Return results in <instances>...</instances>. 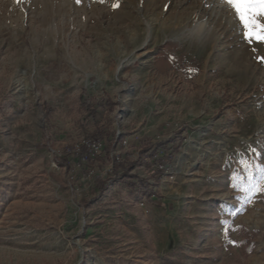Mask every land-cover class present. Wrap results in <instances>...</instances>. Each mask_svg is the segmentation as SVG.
I'll return each instance as SVG.
<instances>
[{"label": "rangeland", "instance_id": "374dc122", "mask_svg": "<svg viewBox=\"0 0 264 264\" xmlns=\"http://www.w3.org/2000/svg\"><path fill=\"white\" fill-rule=\"evenodd\" d=\"M104 27L178 39L176 65L131 53L98 77ZM235 27L220 0H0V264H264V192L243 191L264 169V45ZM95 129L99 158L73 160Z\"/></svg>", "mask_w": 264, "mask_h": 264}, {"label": "crops", "instance_id": "0c3cea01", "mask_svg": "<svg viewBox=\"0 0 264 264\" xmlns=\"http://www.w3.org/2000/svg\"><path fill=\"white\" fill-rule=\"evenodd\" d=\"M95 27L101 28L100 24L98 23L97 25H95ZM112 35H115V33H114V29L112 30L111 27H104V32L100 34V32L98 31L97 33L94 34V37L97 40V44H96L97 54L101 55V50L99 49V45L101 44H104V46L108 50H112V45L115 46V49H113L110 57H104L103 55H101L97 59V68L98 70L101 71L97 73L98 77L100 76L108 77L110 75L113 76L112 72L110 73L109 71L111 70V68H109V65H113L115 61H119L117 59H119V56L121 55H124L125 58H130L131 55H136L137 59L135 60L137 62L140 60L147 59L150 62V66L153 62L152 66L159 71L162 70V72L169 71L176 65L175 56L181 47L180 41L176 38L159 41L160 39L157 37L156 33H153V29L150 27L148 32L147 43H145L141 47L134 46L131 48V46H129L130 43L124 42L121 37L113 39L111 37ZM134 41L132 42L133 44ZM106 68L108 69L107 73H106ZM127 69H129L128 65L122 66V70L124 72L123 74L128 73L129 70L127 71Z\"/></svg>", "mask_w": 264, "mask_h": 264}, {"label": "snow or ice", "instance_id": "6c2138e0", "mask_svg": "<svg viewBox=\"0 0 264 264\" xmlns=\"http://www.w3.org/2000/svg\"><path fill=\"white\" fill-rule=\"evenodd\" d=\"M19 2V0H18ZM81 0H75L80 4ZM101 3L104 0H100ZM234 13L236 27L234 31H239L241 39L248 45H264V0H220ZM120 7L119 3L113 4V8ZM251 50L256 52L257 48L252 47ZM264 62V56L257 57ZM245 170L248 171V179L252 180V166L248 162H244ZM261 177L259 182H253L243 191L251 193L249 200L252 199L257 192H264V169H261Z\"/></svg>", "mask_w": 264, "mask_h": 264}, {"label": "trees", "instance_id": "16d2710c", "mask_svg": "<svg viewBox=\"0 0 264 264\" xmlns=\"http://www.w3.org/2000/svg\"><path fill=\"white\" fill-rule=\"evenodd\" d=\"M93 114H95V110ZM106 136L107 134L104 133L102 130L98 131V129H95V131L87 135L86 143L80 146L75 145L70 151H68V153L71 152L72 156H74L73 160H77L79 163L91 164L99 158V155H96L93 150V145H100V143L104 140ZM118 139L122 140L123 136L118 137ZM152 148H153V145H151L150 141H148L147 144L143 145V147L141 148V152L147 153L148 151L152 150L149 156L154 159L153 160L154 162L156 160V154H157L158 149L156 148L152 149ZM107 150H110V147H107ZM178 150H179L178 148H175L173 153H175ZM158 160L160 161L161 165L157 166L156 171L152 173L151 175V177H154L156 179V182L159 181L158 177L163 174V171L161 170V168L164 162L162 159H158ZM132 166H133V163L125 165L124 163H120L118 159H114L112 173L114 176L118 177L120 180L128 181L131 187H136L138 189H142L144 192H148L149 189H152V186L149 184L147 180L139 179V186H136L135 183L131 181L132 178H134L131 175H129V170L132 168ZM120 169L123 170L121 174H119ZM156 175L158 176L156 177ZM106 182H107V179H102L101 177L95 180V183L97 184L98 188L102 190L105 189ZM242 232L244 236L243 243L246 245V251L250 252L253 248L252 242L250 240V235L246 230H243Z\"/></svg>", "mask_w": 264, "mask_h": 264}, {"label": "built area", "instance_id": "2783aa9c", "mask_svg": "<svg viewBox=\"0 0 264 264\" xmlns=\"http://www.w3.org/2000/svg\"><path fill=\"white\" fill-rule=\"evenodd\" d=\"M99 146L100 145H93V150L95 152L96 155H99L100 153H97V151L99 150Z\"/></svg>", "mask_w": 264, "mask_h": 264}, {"label": "bare ground", "instance_id": "6f19581e", "mask_svg": "<svg viewBox=\"0 0 264 264\" xmlns=\"http://www.w3.org/2000/svg\"><path fill=\"white\" fill-rule=\"evenodd\" d=\"M214 9V6H213V8H212V10Z\"/></svg>", "mask_w": 264, "mask_h": 264}]
</instances>
